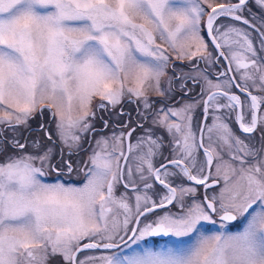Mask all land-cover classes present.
<instances>
[{"label":"snow or ice","instance_id":"6c2138e0","mask_svg":"<svg viewBox=\"0 0 264 264\" xmlns=\"http://www.w3.org/2000/svg\"><path fill=\"white\" fill-rule=\"evenodd\" d=\"M254 2L264 12V0ZM248 4L0 0V125L28 129L45 107L55 124L54 133L39 125L43 141L0 140V154L20 153L0 163V264H48L50 256L61 264H264V143H246L258 129L264 142V19L257 26L245 18ZM219 17L247 28L214 26ZM157 36L177 59L196 58L191 72H173L166 86L170 55ZM221 60L213 81L208 69ZM189 82L202 99L170 106L174 96H188ZM149 92L163 98L159 107ZM125 96L136 105L135 120L123 108L110 111ZM201 104L204 123L194 130ZM233 114L249 135L236 134ZM93 141L87 161L73 159ZM81 173L82 185L61 179ZM217 224L206 234L205 225ZM151 237L173 239L159 250L141 245ZM99 248L116 251L78 257Z\"/></svg>","mask_w":264,"mask_h":264},{"label":"rangeland","instance_id":"374dc122","mask_svg":"<svg viewBox=\"0 0 264 264\" xmlns=\"http://www.w3.org/2000/svg\"><path fill=\"white\" fill-rule=\"evenodd\" d=\"M216 2L219 3V2H221V0H216ZM205 7H207V6L205 5ZM208 10L210 11V9H208ZM218 20L219 19H217V21L215 22L214 26H216V23L218 22ZM205 21H206V17H205ZM220 21L221 22H226V20H220ZM226 23H228V25H235V26H238V27L247 28V26L243 25L242 23L237 22V21H233V20H229ZM203 24H204V22H202L201 29H203ZM201 35H202V30H201ZM253 36H255V34H253ZM156 43L157 44H160L167 51V53L170 55V64H169V67L167 69V75L164 78V80L162 81V86H166L167 77H171L173 75V72H175L177 75H179L182 72L183 73H188V72H191L192 71L193 65L196 64V58H193L191 61H189L188 59H183V60L177 59L176 53L172 51V49L168 46L167 43H165L164 41H161L158 36H157ZM192 50L194 51L195 48L193 47ZM189 87L191 88V91H190L189 95H192L194 93L196 94V92L198 91V86L197 85H193V84H191V82H189ZM177 96L178 95L174 96L172 100H175V98ZM149 99L151 101L155 102L156 105L159 107L160 106V101L163 98L160 97V96H158V95H156L155 93L149 92ZM200 99L201 98H196V100H200ZM196 100H194V101H196ZM170 101H168V102H170ZM184 102L185 101H182V102H180V104H182ZM99 103H100V98L97 96L92 101V108H93V110H96V105L99 104ZM105 103H107V102H105ZM120 108H123L124 111H126V112H131L132 113L133 120L136 119V117H135L136 116V113H135L136 105H134L132 103H129V100H128V97L127 96H125L122 99L121 104L117 105V108L116 109H114V110H111L110 109V111H117L118 112L120 110ZM72 114L75 116L77 113L74 110ZM98 115L99 116H104L106 118L107 115H108V113H105L103 111H100ZM112 118L115 119L114 116ZM41 123H45V125L49 128V130L54 133L55 124H54V122H52V117L49 114V112H48V110H47L46 107L44 109V115L43 116H40L39 112H37L36 115L32 119H30L28 121L29 127L39 126ZM100 125H102V123L99 120V118H97V120H96V126L98 127ZM2 126L3 125H0V133H2V135H0V140H4V139H7V138L10 140L13 136H15V137H17L19 139H22L21 132L19 130H16L15 132H13L9 128L6 130L5 127H3V129H2ZM20 129H21V131L22 130H25V128H23V126H20ZM38 132L40 134L41 140L43 141L44 140V134H43V132H41L39 130L38 131H35L36 134ZM36 134H33L31 132L29 136H32V137L28 138V140L34 139L33 137ZM44 142L47 143V141H44ZM86 144H88V143H85V146H86ZM90 146H91L90 148H89V146L87 148L85 147L87 150L84 151V152H81V153H83V156H84V153H86V152H89L88 155L91 153L92 147H94V141H93L92 145H90ZM56 151L58 152L59 149L57 148ZM19 154H20L19 152H13L11 155H19ZM79 158L80 157H78V159ZM225 159H227V156H225ZM55 176H56L55 173L51 174L49 177H47V181L48 182H54L56 180V177ZM67 177L68 176L61 177V179L65 183H73V184H76V185H82L85 182V180H84V181H81V182L77 183L76 180H73L74 177H72V178H70V177L67 178ZM157 190H159V186H157ZM178 211H179L178 207H177V210H172V212H178ZM162 212L163 211H161V213ZM205 231H206V234H211L212 231H215V228H213L211 225H205ZM172 239L173 238H170V239H168V241H164V242H154L151 239H147L146 241L141 242V245L142 246H146V247H150L153 250H159L160 248H162V247L166 246L167 244H169ZM185 239L187 240V238H185ZM87 242H88L87 240L81 241L82 244L83 243H87ZM101 242H104V241H101ZM133 247L135 248L136 246H133ZM112 251H116V250H106V249H104V250L97 249L96 250V249H88V250H84L83 252L79 253L78 254V257L80 259H84L85 257H88V256L101 257V256H104V255H110ZM127 251H131V250H127ZM59 257L60 256H56V257H51L50 256L49 257V260H48V264H61V259L62 258L60 257V259H58ZM97 264H98V262H97Z\"/></svg>","mask_w":264,"mask_h":264},{"label":"flooded vegetation","instance_id":"af4514ba","mask_svg":"<svg viewBox=\"0 0 264 264\" xmlns=\"http://www.w3.org/2000/svg\"><path fill=\"white\" fill-rule=\"evenodd\" d=\"M226 2H227V0H221V2H219V3H226ZM232 2L233 3H236L237 0H232ZM248 8L251 11L250 12L249 11H245L243 13V15L245 16V18H248L252 23H256L257 26H259V24L261 22V19H264V12H262V10L255 4L254 0H249ZM218 19L219 20L216 23V26H219V25H225V26H227L228 23H226V22L229 21V20H232L230 17H219ZM220 20H226V22H221ZM223 30H224V28H221V31H223ZM249 30L252 32V36H253V34H255V36H253V38H254L253 39V43H254L255 46L258 47V40L256 39V37H257L258 34L254 30H252V29H249ZM202 36H204L206 42H209L210 41L209 38H208V36H207V33H206L205 23L203 24V35ZM209 48L210 49L212 48V45L210 43H209ZM225 65H226V62L223 61V60H221V63L220 64L215 65V66H212V67H210L208 69L209 76H210V78L213 81H215L217 79L216 73L219 72V71L224 70V66ZM199 67H202L203 68L204 65L201 63L199 65ZM197 86H198V91L196 92V94L195 93L192 94V95H189L188 94V96H184L182 94H178V96L175 98V100H171L168 103L170 104V106L178 107L180 105V102H182V101H194V100H196V98H201L202 99V97L200 95V87H199V85H197ZM232 91L235 92L238 95L240 94L239 91L237 89H235V88L232 89ZM253 94L259 95L260 93H257V92L254 91ZM203 98H206V96L203 97ZM241 98L244 99L243 95L241 96ZM176 101H179V103H176ZM220 102L221 103H224L226 101L221 100ZM225 113H227V110L226 109H222L219 112L215 113V115H222V114H225ZM108 118H109V116L107 115V117L105 119H108ZM212 118H213V113L210 110L209 117H208V121L207 122L208 123H211L212 122ZM112 120H116V117H115V119L114 118H111L110 122H112ZM203 122H204V120H203V105L201 104L199 107L196 108V111L194 113V119H193V128H194V130H196L197 129V126L198 125H201V123H203ZM230 123H231V126L234 129V131H236V134L239 135V136H241V138H244L245 135H249V134H241V132L238 129V126L234 122V114L230 118ZM3 127H5L6 130L8 129V127L5 126V125L2 126V129H3ZM101 127H102V125L98 126L97 128H101ZM21 129L19 128L17 130H19L21 132V136H22L21 142H24V139L23 138H27L28 139V138L32 137V136H29L30 133L32 132L33 134H36L35 131H38L39 130V126H32V127H29L28 129H25V130H22V131H21ZM110 132H111V129H109L107 132H105V134L106 135L107 134H110ZM139 132H140V130L137 129V133H134V135H133V142H135V136L137 134H139ZM260 137H261V133H260V131L258 129L255 133L250 134V138L246 140V143H248L250 146H253L255 148H260L261 145H262V143H264V142L261 141V138ZM33 138H39V139H41L39 132ZM8 140L9 139L7 138V139H4L3 141H8ZM28 141L30 142L31 140H28ZM88 146H89V148L91 147L89 144H86L85 147L87 148ZM25 150L26 151H31L30 147L29 148H26ZM13 152H19V151L13 150L12 148L9 147L7 152H4V153L0 154V163L4 162L5 159L8 156H10ZM88 153L89 152L84 153V156H83V153H81V154H79V156H74L73 159L74 160H78V161H87V159H88ZM169 154H170V149L165 148L164 155L166 157L171 158ZM78 157H80V158L78 159ZM198 159H200V160L203 159L202 150H201V153H200V156L198 157ZM157 166H159V163H157ZM214 170L215 169L213 168V171ZM65 176H67V175H64L62 177H65ZM72 177H74L73 180H76L77 183L85 180L83 173H81L79 176L73 175L70 178H72ZM67 178H69V177H67ZM185 183H188V182H185ZM222 186H223V180H221L217 185H215L214 189H210L209 192L211 193V192L214 191V192L218 193L219 190H220V188ZM123 191H124L123 186H119L118 189H117L116 194L119 195ZM201 191H202V189H201ZM169 208H171V210H177V207H174L172 205H170ZM161 211H163V210H160V209L157 210V212H159V213H161ZM217 220H218V218H217ZM218 230H219V224H217V226L215 227V231H218ZM233 230H235V229H233ZM170 238L171 237L166 238L164 240H161L159 237H151V238H148V239H151L154 242H164V241H168V239H170ZM58 259H60V257Z\"/></svg>","mask_w":264,"mask_h":264},{"label":"water","instance_id":"95a60500","mask_svg":"<svg viewBox=\"0 0 264 264\" xmlns=\"http://www.w3.org/2000/svg\"><path fill=\"white\" fill-rule=\"evenodd\" d=\"M210 39V38H209ZM204 123V122H203ZM203 123H201V125L203 124ZM99 249H103V248H99Z\"/></svg>","mask_w":264,"mask_h":264}]
</instances>
